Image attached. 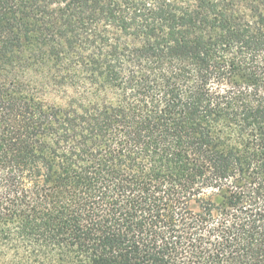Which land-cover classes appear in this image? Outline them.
<instances>
[{
	"label": "trees",
	"instance_id": "1",
	"mask_svg": "<svg viewBox=\"0 0 264 264\" xmlns=\"http://www.w3.org/2000/svg\"><path fill=\"white\" fill-rule=\"evenodd\" d=\"M0 264H264V0H0Z\"/></svg>",
	"mask_w": 264,
	"mask_h": 264
}]
</instances>
